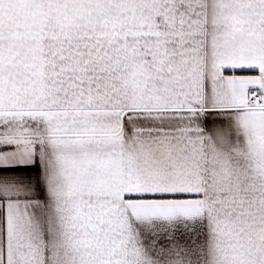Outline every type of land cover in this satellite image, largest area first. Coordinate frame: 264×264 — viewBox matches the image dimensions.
<instances>
[{"label": "snow or ice", "instance_id": "6c2138e0", "mask_svg": "<svg viewBox=\"0 0 264 264\" xmlns=\"http://www.w3.org/2000/svg\"><path fill=\"white\" fill-rule=\"evenodd\" d=\"M0 264H264V0H0Z\"/></svg>", "mask_w": 264, "mask_h": 264}]
</instances>
